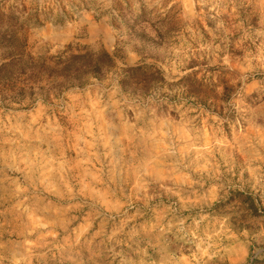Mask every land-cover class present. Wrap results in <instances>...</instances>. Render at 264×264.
Masks as SVG:
<instances>
[{
    "label": "rangeland",
    "instance_id": "obj_1",
    "mask_svg": "<svg viewBox=\"0 0 264 264\" xmlns=\"http://www.w3.org/2000/svg\"><path fill=\"white\" fill-rule=\"evenodd\" d=\"M189 1L0 0V264H264V0Z\"/></svg>",
    "mask_w": 264,
    "mask_h": 264
},
{
    "label": "crops",
    "instance_id": "obj_2",
    "mask_svg": "<svg viewBox=\"0 0 264 264\" xmlns=\"http://www.w3.org/2000/svg\"><path fill=\"white\" fill-rule=\"evenodd\" d=\"M112 1L113 0H109V3H111ZM143 2H144V4H149L151 2H154L153 3L154 5H161L164 2H168L170 4L169 6H171L172 4H180L181 5V8L183 9V13H184L185 16H187L188 15V11H190L189 10V8H190L189 7V2H190L189 0H143ZM189 14H190V12H189ZM74 22L75 23H71V24L67 23L66 25H64V27H61L62 30H64V32L66 33L65 35H67V34L68 35H72V34L75 33L76 27L78 25V22L77 21H74ZM69 26H72V29H69ZM92 29L93 28H90V26H88L87 33H88L89 36H92L93 33L96 31V30L93 31L94 29L93 30ZM102 29L103 28H101V31H102ZM59 30H60V28H59ZM103 34L106 35V37H111V39L109 38V40H107V41H109L108 42L109 43L108 45L106 44L107 42H105L104 48L107 51H113L114 48H115V33L113 32V30L110 31L108 29L107 25H106V30H105V32H103Z\"/></svg>",
    "mask_w": 264,
    "mask_h": 264
}]
</instances>
